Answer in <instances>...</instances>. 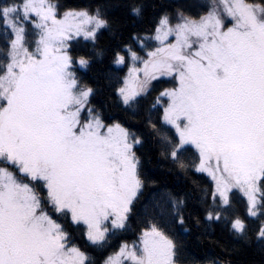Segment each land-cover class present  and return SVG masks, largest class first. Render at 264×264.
<instances>
[{
  "label": "snow or ice",
  "instance_id": "obj_1",
  "mask_svg": "<svg viewBox=\"0 0 264 264\" xmlns=\"http://www.w3.org/2000/svg\"><path fill=\"white\" fill-rule=\"evenodd\" d=\"M199 7L206 11L162 7L151 35L125 39V24L112 10L143 18L145 4L121 0L92 9L59 0H0V23L10 37L0 59V264H96L76 242L77 230L103 248L128 229L145 188L155 183L138 154L147 138L105 107L116 104L135 119L158 77L176 81L143 120L159 156L181 172L207 173L213 186L201 196L204 221L224 222L233 238L252 240L247 219L234 213L233 190L246 197L248 217H264V0ZM102 31L113 38L112 63L128 72L116 99L97 104L103 86L83 82L74 70L89 68L94 57L77 60L71 53L78 38L95 46ZM108 54L95 50L96 57ZM102 78L113 80L107 73ZM157 105L174 135L154 122ZM157 206L159 217L147 220L139 242L121 243L102 264H183V244L172 233L186 223V197L170 194L166 206ZM193 218L202 225L199 215ZM255 239L264 249V220ZM216 243L228 257L237 251L227 241Z\"/></svg>",
  "mask_w": 264,
  "mask_h": 264
},
{
  "label": "trees",
  "instance_id": "obj_2",
  "mask_svg": "<svg viewBox=\"0 0 264 264\" xmlns=\"http://www.w3.org/2000/svg\"><path fill=\"white\" fill-rule=\"evenodd\" d=\"M121 0H59V3L67 7L76 8H92L94 9L100 4H116ZM129 5L143 3L146 5L145 15L143 18L127 15L125 9L116 8L112 10V15L120 18L125 24L124 37L125 39L131 33H138L141 36L151 35L147 30L151 27L152 21L155 19L160 8H166L169 11L174 10L178 6H184L191 14H202L206 9L200 8L199 5L210 3L211 0H126ZM63 10V9H62ZM10 38L5 34L4 26L0 23V59L3 58V49L7 47V39ZM30 39L33 41L31 47H34L35 35ZM79 42H73L72 55L74 59L81 55L94 57L92 65L83 69L77 64L75 71L81 80L92 85L100 84L103 86V91L95 98V103L104 104L109 98L115 100V89L120 87L124 76L128 72V68L123 65H115L112 63L110 48L113 44V38L108 31H102L98 42L93 45L91 41H85L83 38H78ZM156 45L155 41H151V46ZM96 49H108L109 54L103 58L95 56ZM143 55V53H141ZM131 61L129 60V66ZM111 74L113 80L109 84L102 78V74ZM174 85V82L168 77L161 78L152 82L149 95L142 98L138 105V115L132 119L130 110H125L116 104H106V114H113L116 118L122 121L126 120V126L132 127L145 135L147 142L144 149H141L138 154L142 156L143 169L146 176L155 183H150L144 190V194L140 201L133 209V215L129 220V227L126 231H122L116 237H109V243L103 248H97L91 245L87 238L82 234V230H77V243L86 249L95 259L96 264H102L103 259L114 251L119 249V245L125 241L129 244L139 240L140 232L148 219L153 217L158 218L161 208L157 206H166L168 196L178 195L186 197L187 208L185 215L187 217L185 225L177 226L173 235H175L183 244L182 262L183 264H212L217 259H233L235 264H264V249L259 241L255 239V232L258 229L261 220L247 216V200L243 194L234 190L233 193V209L236 215L247 219L249 224V235L252 237L250 242L233 238L228 232V226L224 222H214L211 226L204 221V205L201 202V196L204 189L212 188L211 178L203 172H196L195 169H189L187 173L178 170L170 160H165L159 156L156 147V138L144 127L143 120L147 116L148 110L156 102V97L165 88ZM152 117L162 133H167L172 136L175 130L162 123L163 108L157 105L156 109H152ZM192 152L187 154L188 159H193ZM198 162V158H197ZM211 203V196L208 201ZM199 215L202 221L201 226H197L194 216ZM187 229V230H185ZM216 241L221 243L227 241L237 248L236 253L228 257Z\"/></svg>",
  "mask_w": 264,
  "mask_h": 264
},
{
  "label": "rangeland",
  "instance_id": "obj_3",
  "mask_svg": "<svg viewBox=\"0 0 264 264\" xmlns=\"http://www.w3.org/2000/svg\"><path fill=\"white\" fill-rule=\"evenodd\" d=\"M80 38H83V37H80ZM157 46V44L154 46V47H156ZM35 48V43H34V47H33V49ZM130 65H131V63H130ZM161 78H166V77H158L157 78V80L158 79H161ZM168 78H170L171 80H172V82H174V85H172V86H170V87H167V88H172V87H175L176 86V81L175 80H173L171 77H168ZM153 81H155V80H153ZM152 81V82H153ZM207 174V173H206ZM208 175V174H207ZM234 190H238V189H234ZM233 190V191H234ZM239 191V190H238ZM243 194V193H242ZM244 196V195H243ZM245 197V196H244ZM246 198V197H245ZM137 243L139 242V240L138 241H136ZM130 244H132V243H130Z\"/></svg>",
  "mask_w": 264,
  "mask_h": 264
}]
</instances>
